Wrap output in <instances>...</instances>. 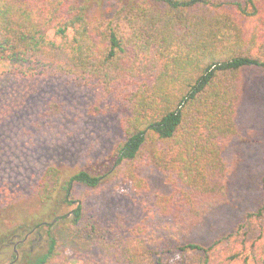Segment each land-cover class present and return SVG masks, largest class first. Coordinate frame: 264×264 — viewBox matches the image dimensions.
<instances>
[{"label": "trees", "instance_id": "obj_1", "mask_svg": "<svg viewBox=\"0 0 264 264\" xmlns=\"http://www.w3.org/2000/svg\"><path fill=\"white\" fill-rule=\"evenodd\" d=\"M262 17L264 0H0L1 64L22 77L65 79L125 112L119 124L124 142L110 177L126 184L145 212L138 225L118 218L114 227L123 235L127 264H167L151 258L152 246L187 237L225 204L235 163L224 153L240 135L245 73L264 69V30L256 32ZM248 21H259L252 33ZM60 113L62 121L69 119L62 106L48 103L39 119ZM143 165L166 176L168 195H150L138 174ZM102 178L79 171L62 184L60 170L48 166L29 188L40 208L49 205L47 219L36 214L19 221L16 195L3 192L0 255L9 250L7 264H51L57 239L47 221L73 203L71 189H95ZM71 214L75 227L81 206ZM218 244H186L179 249L181 264H264V237L241 250Z\"/></svg>", "mask_w": 264, "mask_h": 264}, {"label": "rangeland", "instance_id": "obj_2", "mask_svg": "<svg viewBox=\"0 0 264 264\" xmlns=\"http://www.w3.org/2000/svg\"><path fill=\"white\" fill-rule=\"evenodd\" d=\"M257 22L246 23L248 33ZM258 28V33L264 30V20ZM48 103L62 106V117L69 119L62 121L61 113L56 119H39ZM93 108L105 113L92 116L89 111ZM124 113L112 111L110 104L90 89L57 77H22L0 63V196L6 191L16 195L13 215L19 221L31 220L36 214L47 219L49 205L40 208L29 188L36 185L48 166L60 170L62 184L79 171L103 177L95 189L82 185L71 189L73 203L61 205V218L47 221L57 239V256L51 264H127L121 250L123 235H117L114 227L118 218L130 227L138 225L145 212L128 186L110 177L124 142L119 126ZM237 124L240 135L224 153L227 162L235 163L225 204L187 237L168 238L164 245H153V260L161 257L167 264H181L179 249L186 244L206 247L219 241L220 249L241 250L243 244L263 240L264 69L251 68L245 73ZM138 174L148 183L150 195L170 193L166 176L152 166H141ZM78 205L82 219L74 227L68 221ZM63 214L68 220H63ZM44 229L39 232L41 236ZM39 247L40 252L45 250L44 243ZM196 254L189 252L190 257ZM8 257L9 250L0 255V264H7Z\"/></svg>", "mask_w": 264, "mask_h": 264}]
</instances>
